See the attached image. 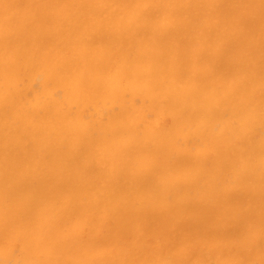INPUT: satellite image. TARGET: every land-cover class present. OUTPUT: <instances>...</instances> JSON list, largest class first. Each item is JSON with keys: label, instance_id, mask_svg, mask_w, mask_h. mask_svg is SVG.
<instances>
[{"label": "bare ground", "instance_id": "6f19581e", "mask_svg": "<svg viewBox=\"0 0 264 264\" xmlns=\"http://www.w3.org/2000/svg\"><path fill=\"white\" fill-rule=\"evenodd\" d=\"M263 28L264 0H0V264H192L201 238L264 264Z\"/></svg>", "mask_w": 264, "mask_h": 264}, {"label": "rangeland", "instance_id": "374dc122", "mask_svg": "<svg viewBox=\"0 0 264 264\" xmlns=\"http://www.w3.org/2000/svg\"><path fill=\"white\" fill-rule=\"evenodd\" d=\"M220 1H222V0H216V2H220ZM262 36L264 38V28L262 30ZM135 40L136 39H134V41ZM134 50L136 52L137 51V47H135ZM199 57H201V56H198L197 58H199ZM204 63H205V60L203 59V61H202L201 64L204 65ZM198 73H202L205 76L209 75L208 72H204V69L202 67H199L198 69H195L194 71L191 72V74L193 76L198 75ZM192 75H188L187 76L186 81H185L186 83H188V81L190 79H192ZM166 100L167 99L165 98V90L164 89H158V88H156L151 93L146 94L143 97L142 100L137 101V105L139 107H141L143 109V111H144L145 120H146L147 124L157 123L159 125H163V124H166L167 123L166 122V117H165L166 115L164 114V111H165V108H166L165 105H166V102H167ZM103 103H104L103 101H101V102L98 101L97 103H95L93 105V107L91 109L88 110V112L90 114L92 112L93 115L102 114V111L101 110L104 109ZM261 108L263 109V114H264V105H261ZM221 127H223V125ZM217 128H219V127H217ZM219 129H221V128H219ZM189 132H190L189 138L191 140V145L198 146L196 129L195 128H190L189 129ZM231 141L234 142L233 139H231ZM249 152L251 154L253 153V151H252V145H251V147L249 149ZM255 161H256V163H259L260 162L258 159H255ZM229 218L230 217L227 216V214H224L222 217H220V218L218 217V220H216L214 222L208 223V226H209L208 228H211L212 227L213 230L216 229V231H214V234L217 237H220V235L222 234V231L223 230H224L223 232H227V233H229V235H231V234H233L235 232V228H234L235 225H232L231 223H229V221H230ZM224 222H226L225 228H222V230L219 229L221 223H224ZM161 232H162V234H166V235L168 234L167 231H161ZM174 232H177L176 234H178V233L180 234L181 233V230H180V228L179 229L177 228L175 231L174 230L173 231H170V234H174ZM151 234H153V238H152V235ZM148 235H147V237L145 239L147 244H154L157 241H159V238L154 236V235H157L158 236V234L156 233V231H153V233H149ZM163 239L164 238L162 237V240ZM199 240H198V243L196 245H194L193 248H191V249L189 248L192 251L191 257L192 258L194 257V259H191V263L192 264H204V263L205 264H208V263L209 264H212V263L213 264L214 263L216 264V261L214 259L212 261V259H211L212 257L210 256L211 254H210L209 250H210V247L211 246L208 244V241H207L208 239L201 238ZM150 242H152V243H150ZM165 244H167V246L169 245L168 243H165ZM174 245L175 246H173V244L172 245H169V247H172L173 250H180V249L182 250V248H183L179 242L177 244L174 243ZM205 253H207V254H205ZM197 258H199V259H197ZM239 263H240L239 261L234 262V264H239Z\"/></svg>", "mask_w": 264, "mask_h": 264}]
</instances>
